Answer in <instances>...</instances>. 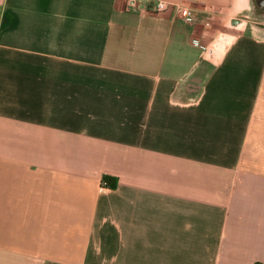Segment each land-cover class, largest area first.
I'll use <instances>...</instances> for the list:
<instances>
[{"label": "crops", "instance_id": "crops-1", "mask_svg": "<svg viewBox=\"0 0 264 264\" xmlns=\"http://www.w3.org/2000/svg\"><path fill=\"white\" fill-rule=\"evenodd\" d=\"M156 1L0 0V264H264V2Z\"/></svg>", "mask_w": 264, "mask_h": 264}, {"label": "built area", "instance_id": "built-area-1", "mask_svg": "<svg viewBox=\"0 0 264 264\" xmlns=\"http://www.w3.org/2000/svg\"><path fill=\"white\" fill-rule=\"evenodd\" d=\"M140 6V0H128V7L137 10ZM150 10L155 11L157 13L166 12V11H173L176 18L182 20L183 22H194L196 20V13L180 3H170L163 0H157L154 4L148 7ZM208 22H205V25ZM102 187L106 186V183L102 182Z\"/></svg>", "mask_w": 264, "mask_h": 264}, {"label": "trees", "instance_id": "trees-1", "mask_svg": "<svg viewBox=\"0 0 264 264\" xmlns=\"http://www.w3.org/2000/svg\"><path fill=\"white\" fill-rule=\"evenodd\" d=\"M102 182L106 183V185L110 186V187H114L116 185V178L108 176V175H104L102 177Z\"/></svg>", "mask_w": 264, "mask_h": 264}, {"label": "rangeland", "instance_id": "rangeland-1", "mask_svg": "<svg viewBox=\"0 0 264 264\" xmlns=\"http://www.w3.org/2000/svg\"><path fill=\"white\" fill-rule=\"evenodd\" d=\"M260 1V0H258ZM262 1V0H261ZM264 2V0H263ZM254 10L256 9V15L258 16V13H263L264 12V4H258V5H255L254 4ZM260 19L264 20V15L262 14L261 16H258Z\"/></svg>", "mask_w": 264, "mask_h": 264}]
</instances>
